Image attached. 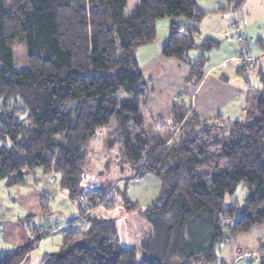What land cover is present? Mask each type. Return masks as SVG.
<instances>
[{"label":"trees","instance_id":"1","mask_svg":"<svg viewBox=\"0 0 264 264\" xmlns=\"http://www.w3.org/2000/svg\"><path fill=\"white\" fill-rule=\"evenodd\" d=\"M127 1L0 0V180L19 184L36 168L57 172L61 188L79 204L89 228L66 226L59 251L45 253L41 264H214L226 230L237 235L264 225V95L252 119H202L179 99L172 104L171 134L145 129L140 109L147 80L136 49L155 38L157 19L197 23L205 11L195 0H139L124 18ZM244 1L229 0V6L238 9ZM195 31L172 21L161 52L189 66L194 87L204 75L203 53L218 45L212 38L195 44ZM15 42L25 47L20 70L14 69ZM192 48L203 51L195 61L188 58ZM120 91L132 102L119 103ZM111 118L134 177L152 174L160 183L143 211L122 196L124 210L151 227L137 247L119 246L112 220L83 214L82 205L89 210L106 197L96 189L82 193L80 182L90 140ZM163 121L156 117L160 126ZM240 183L248 191L243 205L225 206ZM40 239L8 250L0 264H27ZM258 256L264 264V253Z\"/></svg>","mask_w":264,"mask_h":264},{"label":"rangeland","instance_id":"2","mask_svg":"<svg viewBox=\"0 0 264 264\" xmlns=\"http://www.w3.org/2000/svg\"><path fill=\"white\" fill-rule=\"evenodd\" d=\"M195 1L197 6L206 12L199 22L194 23L196 31L193 32V41L199 44L206 38H212L218 42L217 46L203 53V71L228 56L234 57L211 74L215 80L212 84H222L220 86L223 97L221 99L220 96L216 97V103H220L222 121L233 122L244 118L242 107L246 95L249 107L246 114L252 119L255 117L253 112L256 100L261 93L264 95V0H245L238 9H231L229 0ZM216 3L219 5L215 6ZM138 4L139 0H128L123 13L124 18H128ZM172 21L180 25L185 20L182 17L157 19L155 38L139 46L135 51L138 66L147 80L148 89L151 87L149 77H152L156 85L174 81L171 87H174L178 80L171 62L175 59L164 58L161 55ZM218 31H221V36L216 37L214 33ZM225 34L232 39H227ZM240 41L242 45H239ZM12 48L14 69L20 70L26 64L25 47L15 42ZM202 52L200 48H192L188 52V58L195 61ZM168 59L171 61H164ZM159 66L165 69L161 71L158 69ZM223 75L229 80L228 85L225 78L221 79ZM186 86L188 89L173 96L174 100L182 99L190 106L187 94L194 87L190 83H186ZM152 98L155 96L149 97V100ZM116 99L119 103L132 102L122 91L118 92ZM156 99L159 106L154 108L155 111L167 113L168 106L163 107L158 94ZM140 110L144 116L145 129L149 127L153 134L159 135L172 133L169 126L170 117L161 116L165 124L160 126L155 122L154 110L152 111L148 105L142 106ZM115 129V119L111 118L108 124L96 129L90 140L80 189L82 193L96 189L106 197L102 199V203L98 202L97 206L87 210V206L82 205V209L86 217L112 220L117 227L120 247H137L142 238L149 235L151 227L143 216L134 211L124 210L122 196L134 203L137 211H143L158 197L160 183L152 174L134 177V169L123 157ZM247 196V189L240 183L233 194L225 196L224 205L234 203L241 207ZM68 225L80 230L89 228L86 220L82 218L77 200H71L68 191L61 188L59 173L44 174L41 169L36 168L34 171L24 173L23 181L19 184H8L6 180H0V257L8 250L26 245L38 236L41 239L37 247L31 251L27 264H41L45 253L59 251ZM215 252L218 257L222 255L224 258L221 257L222 259L214 264H260L261 257L258 255L264 253V225H255L247 233L237 235H230L226 230L224 241L216 245ZM239 255L241 257L235 259ZM140 259L141 256L138 255V260Z\"/></svg>","mask_w":264,"mask_h":264},{"label":"crops","instance_id":"3","mask_svg":"<svg viewBox=\"0 0 264 264\" xmlns=\"http://www.w3.org/2000/svg\"><path fill=\"white\" fill-rule=\"evenodd\" d=\"M218 5H219V3H216L215 6H218ZM201 10H203V9H201ZM203 11H205V10H203ZM180 26L181 27H189V26L194 27V23L185 20V21L181 22ZM194 28L196 29V27H194ZM214 34L216 37H219V36H221V31L215 32ZM225 36L229 40L232 39L231 37L227 36V34H225ZM192 40H194L193 34H192ZM231 58H234V57L228 56L225 59H222V61H219L215 65H213V66L209 67L207 70H205L204 75L202 77V80L198 83V85H196L195 87L193 86L194 88L191 89L190 93L187 94L188 98L190 100V111L194 112L197 116H199L202 119L212 120L217 115L221 114L220 113V110H221L220 103H216V97L220 96V99L223 97V95H222L223 90H222V87L220 86L222 84H219V83H218V85L212 84L213 81H215V80L212 78L211 74L216 69H221L225 65V62ZM164 61H171V60L168 59V60H164ZM171 62H173L174 69L176 70V76H178V80H177V82H175V86L174 87L170 86L172 84L174 85V81H171L170 83L167 82L166 84L163 83L162 85H161V83L159 85H156L155 83H153L154 81H153L152 77H149L148 81L151 83V87L148 89V84H147V88L145 89V93L143 96L145 106L148 105L152 111L154 110L156 117H161V116L170 117L173 102L179 100V99L174 100V96L178 92H181L183 90L188 89V87L186 86V83H188L187 82V76L189 74V66L186 64H183L181 62L175 61V60H173ZM167 63H169V62H167ZM158 69L162 71L165 69V67L159 66ZM158 74H161V73H158ZM224 78H225V83L227 84V82L229 80L225 76L224 77L221 76V79H224ZM157 94H158V96H160V99L163 103V107L168 106L167 113L162 112L160 110L155 111L154 108H157V106H159V104H157V99H156ZM153 95L155 96V98H152L151 100H149V97H154ZM247 99L248 98L246 95L245 101H244V104L242 107V113H243L244 118L246 117ZM149 102H151V103H149ZM159 108L161 109V107H159ZM165 114H167V115H165ZM222 118H223V116H222ZM238 121H240V120H238ZM221 257H223V256L221 255L218 258L222 259ZM240 257L241 256L239 255L235 259H239Z\"/></svg>","mask_w":264,"mask_h":264},{"label":"built area","instance_id":"4","mask_svg":"<svg viewBox=\"0 0 264 264\" xmlns=\"http://www.w3.org/2000/svg\"><path fill=\"white\" fill-rule=\"evenodd\" d=\"M239 40H240V38L238 39V41H239ZM239 45H242V42H241V41L239 42ZM244 63H246V62H244ZM246 64H247V63H246ZM247 65H248V64H247Z\"/></svg>","mask_w":264,"mask_h":264}]
</instances>
